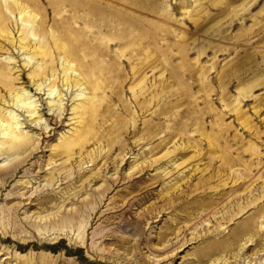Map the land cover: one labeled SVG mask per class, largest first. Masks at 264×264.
I'll return each mask as SVG.
<instances>
[{
  "label": "rangeland",
  "instance_id": "rangeland-1",
  "mask_svg": "<svg viewBox=\"0 0 264 264\" xmlns=\"http://www.w3.org/2000/svg\"><path fill=\"white\" fill-rule=\"evenodd\" d=\"M4 1L0 70L14 91H0V125L29 144L0 155V264H224L204 246L252 222L214 258L264 264V0H15L43 33ZM57 13L76 32L63 36ZM23 25L35 53L49 45L53 78L73 62L51 32L85 43L107 73L96 97L38 93L50 60L17 48ZM16 92L37 115L11 106ZM75 134L83 143L64 151Z\"/></svg>",
  "mask_w": 264,
  "mask_h": 264
},
{
  "label": "bare ground",
  "instance_id": "bare-ground-1",
  "mask_svg": "<svg viewBox=\"0 0 264 264\" xmlns=\"http://www.w3.org/2000/svg\"><path fill=\"white\" fill-rule=\"evenodd\" d=\"M10 1H12L14 4L8 3V0H6V1L3 2V5H4L3 7L5 8V10L8 13V15L10 14V12L12 10H17V15L19 17H21V15L24 16L22 19L21 18L19 19L21 23H24V24L27 23L29 25L31 24L32 28H33V25H34V27L36 26L40 30V32L41 31H42V33L44 32L43 31V27L46 24L44 20H41L40 22H36L34 15L33 14H30V13L28 14L27 12H25V7H23V5L21 3L18 4L15 0H10ZM23 1H25L24 3H27L28 5L30 3V0H23ZM57 2L58 1H56L55 3H57ZM61 6L64 7L63 4ZM2 10L3 9L0 6V21L5 22L4 20H6V18H3L5 12L3 13ZM94 14H96V13H94V11H93V14H91V15H94ZM57 16L60 17L61 15L59 13H57V15L54 18H56ZM75 16H77V15H75ZM54 18L53 17L51 18V23H52L53 26H56V28L57 27L63 28V32H62L63 36L71 35L74 32H76L74 29H72V30L70 29L72 27H70V23L69 22L72 19V17H60V18L57 17L56 19H54ZM100 18H101V21H100L101 27L105 29L108 26V24L105 21V19H103L102 17H100ZM73 20H75V18L72 19V21ZM91 23H93V22H91ZM3 25H5V24H3ZM29 25H27V26H29ZM31 26H29V27H31ZM62 26H65V27H62ZM93 26H95V25H93ZM4 27H7V26L5 25ZM23 27H24V25L20 29V38L18 40L17 48L19 50H21L23 52V54H25V56H28L26 54L29 53V51H30L31 52L30 54L31 55L33 54L32 56L39 55V56H41V59L42 60H44L47 57H49L48 60H50L48 62V64L44 66V69L43 70H46V69H49L50 70V77L52 78V80L51 81H47V85H45V87H43V83L44 82L43 83H36L37 85H36V89L35 90L38 91V93L39 92H42L43 94L46 93L45 96L50 97L52 95V93L56 90L57 84L60 83V88L61 89L64 88L66 91L68 89L70 91L72 88H74V89L77 88L80 93H78L75 96V98H78L81 95H83V94H81V91L83 92L84 90L90 89V88H91V93L93 92L92 94H94V95L90 96V98L92 99V98H95L96 97V94L95 93L98 90H101V89H100L99 85L96 83L95 76H96V74L98 72H102V74H103V69L99 66L100 63L98 64V61H92V59L88 58V56H90V54L88 55V52L85 53L86 51L83 48V47L86 46V45H84L85 43H73V41H71L70 39H68L67 37H65L66 38L65 41L66 42L68 41L66 43V45H65V43H63L61 40H55L56 39V36L54 34L55 32H51V35H50V45H53V48L55 50H59V51H61L63 53L62 58H63V61L64 62L69 63V61H71V62L75 63V64L72 63L71 64V67H69V68L68 67L67 68H62L61 71H60L61 76L59 78L58 77H54L53 78L52 77L53 76V73H55L54 72V65H53L54 61L52 60V56L50 55V51H49V48H48L49 45L44 44L43 47H38V50L35 53L34 50L30 49L28 39L26 38V37H28L27 35H28V31L30 29L28 30V29L23 28ZM98 29L100 30V27H98ZM96 32H98V31H95V33ZM88 33H89V31H88ZM25 35H26V37H25ZM33 36H34V33H33ZM83 36H84V34H83ZM4 38H5L4 40H5L6 44H9L10 46H14V42L12 41V38L11 37L8 38V39H7V37H4ZM79 41H81V40H79ZM88 42L86 41V43H88ZM106 42H104V43L102 42V43L105 44ZM99 43H100V41H99ZM107 47L109 48L108 45H107ZM96 48H97V45H96ZM75 49H76V51H75ZM85 49L88 51V49L90 50L91 48H88L87 47ZM93 49H95V48L93 47ZM80 50L83 52V55L82 56L78 55V52H80ZM99 50L100 49L97 48V51H99ZM95 51L96 50H94V53H96V55H97V51L96 52ZM99 54L101 56H104V55L106 56L104 50H101L99 52ZM96 57H98V56H96ZM27 59L30 60V59H32V57L31 56L30 57H27ZM106 64H107V62H106ZM77 67L79 69L78 70L79 73L77 75L76 74L71 75V73L77 72V69H76ZM108 67H110V66L108 65ZM110 69H111V67H110ZM42 71L33 74L31 76V80H33L35 78H40V76H42V74H45V72L43 73ZM67 71H70L71 73L69 74V73H67ZM105 74H107V73H104L103 75H105ZM56 79L59 80L58 83H56ZM97 80H98L97 82H99V79H97ZM81 86H83V89L82 90L79 89ZM43 88L46 89L45 92H44ZM1 90H6L7 92H9L11 94L14 91V88H13L12 82H10V78H9L8 74L6 72H3V71L0 70V91ZM47 99H49V98H47ZM34 100L29 97L28 93H24V95H23V93L18 94V92H16L13 95L11 106L14 107V108H16V109L25 110V113H27L29 116L37 115V112H35L36 111V107H37V103ZM47 103L49 104L51 102H47ZM58 103H61V101L58 102ZM90 103H93V101L91 100ZM61 110H62L61 104H57V111H58L57 117L58 118L61 117V115H62ZM72 111H74V109H72ZM9 112H12V111L10 110ZM40 116H38V118H40ZM14 117H18V116L17 115H14ZM32 122H34V121H32ZM8 132H9L8 131V128L5 129V128H3L0 125V155H2V154H8L10 151L16 150V149H20V150L23 149L24 150V148L27 147V145L29 144V140L19 139V138H23V137L14 138V137H17V136L16 135H10ZM76 136H78V134H75V136L69 142H67L68 143V148L66 150H64V151H69L70 148L76 147V145H78L80 143H83L81 141H78L76 139ZM9 138H13V140L11 141V143H8L7 142V140H9ZM4 144H8L6 148H2V146ZM3 163H4V161H3ZM207 209H211V205L208 206ZM231 218L235 219V216L233 215V216H231ZM252 226H253V222L250 223V224H247V225L239 226L237 228V230H236V234L232 237L234 239H232V242L231 243H225V244H224V242L223 243H212V244H208V245L204 246V250H205L204 261L205 262H208L213 257L212 259H214V260H212V261H214V262H222L223 261V263L226 264L225 263L226 260H224L223 256L221 258H218V259H216V257L214 258V256H216L219 253L226 252L227 249L228 250L233 249L232 248L233 245H235L237 242L241 241L242 240V237L245 235V233L251 232V230L253 228ZM262 228H264V226ZM219 234H222V233L220 232ZM221 238H224V237H221Z\"/></svg>",
  "mask_w": 264,
  "mask_h": 264
}]
</instances>
